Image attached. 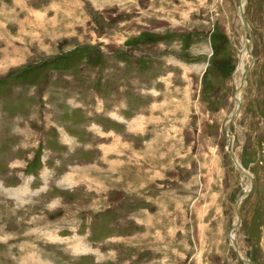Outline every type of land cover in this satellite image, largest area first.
I'll return each mask as SVG.
<instances>
[{"label":"rangeland","instance_id":"rangeland-1","mask_svg":"<svg viewBox=\"0 0 264 264\" xmlns=\"http://www.w3.org/2000/svg\"><path fill=\"white\" fill-rule=\"evenodd\" d=\"M238 2L0 0V264H243L230 233L264 264V0L244 39Z\"/></svg>","mask_w":264,"mask_h":264},{"label":"water","instance_id":"water-1","mask_svg":"<svg viewBox=\"0 0 264 264\" xmlns=\"http://www.w3.org/2000/svg\"><path fill=\"white\" fill-rule=\"evenodd\" d=\"M241 8H242V7H241V3H240V0H239V2H238V9H237V15H236V16L239 17V19L241 20V22L244 24L243 27H245V29L243 28L244 31H243V33H242V37H243V39H244V38H246V35H247L246 30L249 31V26H248V24H247V22H246V20H245V18H244V16H243V13H242V9H241ZM247 72H248V68H247V69L243 72V74H242V78H241L242 81H244L245 74H247ZM239 90H240V89H239ZM236 115H237V112L235 111L234 116H232V117H228V119H227V121H226V123H225V127H224V128H225V130H224L225 133L228 131V127L230 126L231 121L236 117ZM230 153H231V152H230ZM235 164H236V163H235ZM236 167H237L238 171H241V167H240V165L236 164ZM246 194H247V193H243V195H242L240 198H238V199L236 200L235 204L233 205V211H235V213H236L237 216L239 215L238 210H237V206H238V205H241L242 197L245 196ZM238 224H239V223H237V226H238ZM229 237H230V236H229ZM232 241H233V240H232L231 237H230V242H232ZM233 248H234V251H235V253H236L238 259H239L243 264H251L249 261L244 260L242 257L239 256V254H238V250H237L235 244H234Z\"/></svg>","mask_w":264,"mask_h":264},{"label":"bare ground","instance_id":"bare-ground-1","mask_svg":"<svg viewBox=\"0 0 264 264\" xmlns=\"http://www.w3.org/2000/svg\"><path fill=\"white\" fill-rule=\"evenodd\" d=\"M240 3H241V9H242V13H243V16H244V7H243V4H244V0H241L240 1ZM250 28V27H249ZM250 30V29H249ZM250 43H249V47H248V52H246V51H244L243 53H242V55L240 56V58H239V60H240V62H239V70H240V72H242L243 73V65H244V60H245V58L247 57V56H249V54H250ZM238 70V71H239ZM243 81H241V83H242ZM238 91L239 90H237V93H238ZM237 93H236V95H235V103H236V112H237V115H238V113H239V111H240V103H241V101H240V99H238V97H237ZM237 115H236V117H237ZM232 116H234V114L232 115ZM231 116V117H232ZM235 117V118H236ZM235 118L231 121V123L235 120ZM226 134V138H227V140H228V142H229V148H230V152H231V148H232V139L229 137V135H228V132H226L225 133ZM241 167V173L246 177V178H248L249 180H250V182L251 183H253V177L252 176H250V174H248V172H246V170L244 169V168H242V166H240ZM240 208H241V205H238L237 206V210H238V213H239V215L237 216L236 215V213H235V211H234V216H235V220H236V223H239V221H240ZM232 234L230 233V237H231V239L233 240L234 238H232L233 237V235L231 236ZM231 244H232V246H234V240L232 241V242H230ZM238 254H239V252H238ZM240 255V254H239Z\"/></svg>","mask_w":264,"mask_h":264}]
</instances>
